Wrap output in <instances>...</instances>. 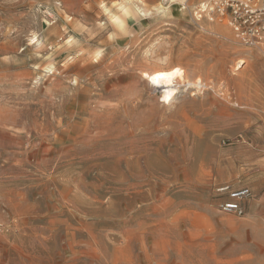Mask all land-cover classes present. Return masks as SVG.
Returning a JSON list of instances; mask_svg holds the SVG:
<instances>
[{"label": "rangeland", "instance_id": "1", "mask_svg": "<svg viewBox=\"0 0 264 264\" xmlns=\"http://www.w3.org/2000/svg\"><path fill=\"white\" fill-rule=\"evenodd\" d=\"M131 1L0 0V264H264V48Z\"/></svg>", "mask_w": 264, "mask_h": 264}, {"label": "built area", "instance_id": "2", "mask_svg": "<svg viewBox=\"0 0 264 264\" xmlns=\"http://www.w3.org/2000/svg\"><path fill=\"white\" fill-rule=\"evenodd\" d=\"M214 7L222 15H227L241 44L264 48V0H218ZM217 190L227 192L231 197V201L221 204L225 212L244 213L242 201L251 197L249 188L231 189L229 185H223Z\"/></svg>", "mask_w": 264, "mask_h": 264}, {"label": "bare ground", "instance_id": "3", "mask_svg": "<svg viewBox=\"0 0 264 264\" xmlns=\"http://www.w3.org/2000/svg\"><path fill=\"white\" fill-rule=\"evenodd\" d=\"M131 2L134 1L132 0ZM181 5H182L181 10L186 8V6H184L183 3H181ZM199 6L201 7V10H205V11L209 8L208 7L209 5H206V2H201ZM121 8L127 14L130 13V9L128 7L124 6ZM242 62L245 63V61L243 60ZM183 68L179 66L170 70L160 69V70L144 71L143 74L146 78H150L152 80L153 86L163 89V94L165 95V97L171 99L177 95L178 89L182 84L190 85V86H201V87L203 86L202 76L198 75L197 73L195 74L192 73L193 75H190Z\"/></svg>", "mask_w": 264, "mask_h": 264}]
</instances>
